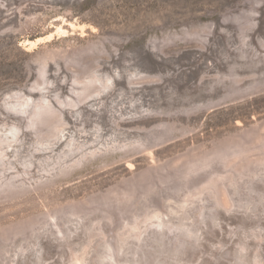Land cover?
<instances>
[{"label":"rangeland","instance_id":"obj_1","mask_svg":"<svg viewBox=\"0 0 264 264\" xmlns=\"http://www.w3.org/2000/svg\"><path fill=\"white\" fill-rule=\"evenodd\" d=\"M0 264H264V0H0Z\"/></svg>","mask_w":264,"mask_h":264},{"label":"bare ground","instance_id":"obj_2","mask_svg":"<svg viewBox=\"0 0 264 264\" xmlns=\"http://www.w3.org/2000/svg\"><path fill=\"white\" fill-rule=\"evenodd\" d=\"M61 27H62V26H61ZM61 27H60V28H61ZM62 28H63V27H62ZM62 28H61V29H62ZM61 29H60V30H61ZM61 31H62V30H61ZM63 31H64V29H63ZM47 36H49V38H50V35H47ZM52 36H53V35H52ZM45 38H46V37H45ZM45 38L41 37V38L36 39L35 41H30V43H31L30 45H33V44H35L36 42L38 43V42H40V41L43 42V40H44ZM47 39H48V38H47Z\"/></svg>","mask_w":264,"mask_h":264}]
</instances>
